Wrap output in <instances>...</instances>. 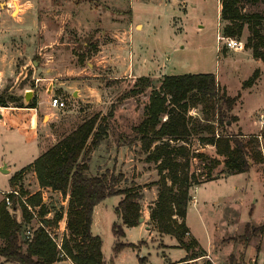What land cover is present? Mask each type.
<instances>
[{
  "label": "rangeland",
  "instance_id": "1",
  "mask_svg": "<svg viewBox=\"0 0 264 264\" xmlns=\"http://www.w3.org/2000/svg\"><path fill=\"white\" fill-rule=\"evenodd\" d=\"M165 1L168 5L155 6L161 12L153 17L155 20L142 23L131 20L133 0H37L34 8L39 22L24 32L19 27L23 23L19 16H24L27 10L21 13L17 0H0L1 93L10 101L17 96L16 91L25 86L45 92L49 81L38 85V77L54 78L56 84H63L57 86L55 95L65 100L66 107L52 110V130L56 139L97 114L99 122L107 126L108 131L91 153L89 173L123 172L126 178L120 186H129L132 181L141 184L147 192L144 202L153 197L152 187L157 189V186L145 185L158 180L159 174L155 163L145 161L146 154L141 143L135 141L133 128L145 118L152 91L160 88L166 75L214 73L221 89L226 88L228 95L235 96L240 91L243 93V81L257 68L251 59L227 48L224 40H218V35L224 36L223 28L228 23L221 15L219 19L221 0H160ZM240 5L243 14L264 12V0H242ZM148 8L147 4L139 3L137 13H146ZM124 27L130 29L127 35L123 33ZM249 34L246 26L242 37L235 39L246 43ZM142 76L150 78L144 92L127 95ZM72 81L80 82L84 98L72 95L71 90L65 91L63 82ZM261 103L246 97L242 107L239 106L245 127L249 125L250 110ZM202 108L201 104L195 107L198 114L193 118H205ZM111 111L113 115H110ZM227 116L237 115L232 110ZM40 121L42 125L49 123V115L42 113ZM215 133H239L237 121H229L227 126L216 124ZM207 135L209 132H202L187 139L190 152L198 155L193 159L192 171L199 178L209 170L215 158L224 159L216 153L214 145L202 141V137ZM53 139L51 137L46 147L55 142ZM262 148L264 153L263 145ZM250 157L253 158L252 155ZM132 158L134 160H130ZM250 163L248 172L210 180L192 189L187 224L193 234L188 237L189 240L197 238L201 244L192 247L189 253L202 257L214 242L218 257L212 259L216 264H233L231 256L234 255L238 261L243 253L244 264H264V163H256L252 159ZM223 169L224 165L220 164L212 174H219ZM13 176L7 166L0 168L2 200L13 189L18 190L22 197L23 192L31 194L40 189L50 210L47 218H54L58 211L63 214L67 211L69 194L65 196L58 190L42 188L34 171L28 170L15 179ZM203 180L206 179L203 177ZM23 198L26 199L27 195ZM120 199L114 195L100 203L104 222L95 227L94 233L103 241L104 260L109 264H140L139 257H143L144 264H153L164 259V254L175 257L176 252L164 245V242L175 240L170 235L162 236L149 228L143 237L137 229L120 236L113 230L114 223L121 224L116 214ZM16 201L15 215L24 221L19 200ZM145 204L142 203L143 216ZM248 223L251 228L246 232ZM144 224L153 225L150 220ZM37 225V219L24 221L21 239H27ZM58 227L59 224L50 230L61 247L68 230L62 234ZM247 235L251 239L245 245L244 237ZM120 242L134 245L117 253L115 246ZM60 258L62 260L56 264H70L63 261L70 259L67 255ZM204 260L192 264H203Z\"/></svg>",
  "mask_w": 264,
  "mask_h": 264
},
{
  "label": "trees",
  "instance_id": "2",
  "mask_svg": "<svg viewBox=\"0 0 264 264\" xmlns=\"http://www.w3.org/2000/svg\"><path fill=\"white\" fill-rule=\"evenodd\" d=\"M220 3L221 18L228 21L223 28L224 36L240 38L247 26L250 34L245 47L251 49L254 58L264 60V12L243 14L240 5L242 0H221ZM260 75V69H256L243 81V88L253 86ZM149 81L147 76L139 77L127 95L144 92ZM240 97V92L230 96L225 88L222 90L214 73L166 75L160 88L153 90L149 97L145 118L133 128L134 139L141 143V148L146 154L145 161L155 163L159 174L158 180L145 185L157 186L158 190L157 199L150 207L153 228L160 235L175 237L179 247L188 252L192 247L199 245L196 238L189 240L188 237L191 230L187 224V214L192 189L224 174L248 172L252 165L250 159L256 163H264L262 142L258 136L246 137L240 131L219 136L215 133V123L227 126L229 121L233 123L238 120L237 116L228 117L227 114L234 109ZM9 103L24 106V102L16 96L9 101L5 94L0 93V106H9ZM198 104L203 106L205 118H193L189 115L190 110ZM27 106L36 107V97ZM110 115H113L112 111ZM99 120L97 114L83 120L12 178L32 170L42 188L58 190L65 196L69 194L68 233L63 237L61 247L50 229L58 226L63 219V212L58 211L54 218H47L50 210L44 203L41 191L34 194L23 192V197L27 195L25 200L10 193V206L4 199L0 201V263L55 264L62 260L59 254L63 250L74 264H109L104 260L101 237L92 232L94 208L109 196H121L116 214L122 224H113V230H116L117 234L125 236L124 226L133 227L140 224V218L143 216L141 200L144 197V186L132 181L131 185L121 187L120 183L126 178L123 172L116 174L106 171L96 175L89 173L91 153L101 144L108 131V127L103 126ZM202 132H209V135L202 137V141L214 145L216 153L224 159L215 158L209 170L199 178L195 171H192L193 159L198 155L190 152L187 139L192 134ZM220 164L224 165V169L213 175L212 170ZM203 177L206 180H203ZM16 200H19L24 221L37 219L38 222L25 240L21 239L24 221L15 215ZM250 228L251 224L248 223L246 232H249ZM250 239L249 235L244 237L245 245ZM133 245L120 242L115 246V252ZM198 257L201 255L196 256L192 252L190 258L175 264H190L188 260ZM235 259L232 255L230 261L233 264H244V253L241 254L240 260ZM144 262V258L139 257V263ZM205 264L214 263L207 260Z\"/></svg>",
  "mask_w": 264,
  "mask_h": 264
},
{
  "label": "crops",
  "instance_id": "3",
  "mask_svg": "<svg viewBox=\"0 0 264 264\" xmlns=\"http://www.w3.org/2000/svg\"><path fill=\"white\" fill-rule=\"evenodd\" d=\"M17 1L19 2L21 13L24 9L27 10V12L24 13V16L23 14H20L19 16V18L23 21V23L19 27H21L20 29H23L24 32L25 31L27 32L29 28H32L34 26V23L37 25V23L39 22V15L35 12V8H34V6L36 7L37 0H17ZM142 2L144 4H147L149 8L147 9L146 13L144 12L137 13V9H136L137 4L142 3ZM7 3L8 2H6V4ZM160 4L168 5L166 1L160 2V0H133V4H132L133 13L131 15V20L142 22V23L144 21H150L153 19L155 20V18L153 17L159 16V14L161 13L155 8V6L158 5L159 7ZM219 12L221 13V3L219 4ZM220 13H219V19H220ZM123 30H125L123 33L127 35V32L130 29H128V27H124ZM237 53H239L240 55L242 54V56H245L248 59H251L252 63H254V65L257 67L256 69H260L261 71L260 77L258 78V80L253 86L248 87V88H243V93L240 91L241 97L238 99L237 104L235 105L233 109V111L238 117L237 127L239 131L243 133L244 136L246 137H249L252 135L258 136L264 147V60L260 58L259 59L254 58L251 49H247L246 47L243 50H237ZM55 80L56 79L54 78H43V77L37 78L38 85H39V82L49 81L46 84L47 89L45 92L37 91L36 89L32 87H28V86L19 88L16 91L17 93L16 97L19 98L22 102H24V106H18V104L16 103H9V106H0V160H1L0 168L3 166H7L9 168L11 177L15 175L17 172H20L21 170L26 169V167L32 164L43 152H45L49 148V147H46L47 146L46 144L48 143V141H50L51 137L54 138L53 140L55 142H57L58 140L56 139L55 133L52 130V126L54 123L52 120L53 119L52 110L55 108L51 107L50 98L53 94H55V91L57 90V86L61 87L59 85H63V84H56ZM63 83H65L66 85L64 87L65 91L71 90L72 95H79L80 98H84L83 92L80 89L81 87H80L79 81H72L69 83L63 82ZM2 91L3 90H0V93ZM28 91H33L31 100L34 97H36L37 99L36 107L27 106V104L31 101V100L29 102L26 101V94ZM246 97H252V99H254L255 101H259L262 103L259 106L255 107L254 109L250 110L251 112L248 115L249 125L245 127V120L243 119V116L241 115L239 106L242 107ZM42 113H45V114L47 113L49 115L50 117L49 123H44V125H42L40 121V115ZM130 160H134V159L132 158ZM228 175H232V174H224L221 177H226ZM198 186H196V188ZM152 188H153V197L148 198L149 201L147 202L145 199V202H144V198H147V194H146L147 192L145 190L144 197L141 200L142 203L144 204L146 203L145 211L143 210L145 214V216H143L144 223L150 220V207L153 205V202L157 199L158 191L156 188L154 187ZM39 190L40 189H37L36 192ZM34 193H31V194H34ZM150 195L151 193H149V196ZM193 199L195 200V198ZM1 200L2 199L0 198V201ZM100 203H98L95 206L94 212H93L92 232L94 235H97L94 233L95 227H98L101 223L104 222V215L102 213V209H100ZM191 203H192V200L189 202L188 211H189V206H191ZM195 203L196 202L194 201L193 204ZM143 209H144V206H143ZM119 220L121 221L120 218ZM144 223L139 224L137 226H133V227L124 226L126 235L128 232H131L133 229H137L140 232L142 237L144 236L145 233L149 232L150 230L157 231L156 229L153 228V225H147V224L145 225ZM121 224H122V221H121ZM66 226H67V211L64 213L63 219L59 223L58 230L61 231L62 234H65L67 230ZM191 233H192V230H191ZM164 235H167V234H163L162 236ZM173 239L175 240H171L170 243L165 244L164 242V245H166L167 248L169 247L170 251L171 250L175 251L176 256L172 258L168 256L167 254H164L165 256L164 259H162L161 261H158L157 263H153V264H175V263L183 261L184 259L190 258V253L186 249L177 248V246H179V243L175 237ZM199 244L201 243L199 242ZM206 251L207 253L204 256L198 257L196 259H190L188 260V263L192 264L197 261H201L206 258H209L212 260V262L216 264V262L212 259V257L214 258L218 257L215 252V243L211 242L210 248L206 249ZM63 261H67L70 264H73L71 259H68V260L65 259ZM205 261L207 260H204L203 264Z\"/></svg>",
  "mask_w": 264,
  "mask_h": 264
},
{
  "label": "built area",
  "instance_id": "4",
  "mask_svg": "<svg viewBox=\"0 0 264 264\" xmlns=\"http://www.w3.org/2000/svg\"><path fill=\"white\" fill-rule=\"evenodd\" d=\"M218 40L219 41L224 40L225 41L224 42V45L227 48L232 49V50H235V51H237V50H243L245 48V42L243 40L235 39V38H232V37H226V36H223V35L221 36V34L218 35ZM50 105H51V107H53L55 109H63V108L66 107V102H65V100H63L58 95L53 94L51 96V98H50ZM189 113L192 116H196L198 114V113L196 114L195 108H193L192 110H190ZM215 124H217V123H215ZM216 135L219 136V133H217ZM3 193L5 194V193H8V192H4L3 191ZM10 193H14L15 195H18L22 200H25L21 196V194H20V192L18 190L13 189V190L9 191L8 195L5 198V201L7 202V204H11V199L9 197V194ZM59 255L62 256V257L63 256H66L65 252L62 251V250H61V252H60Z\"/></svg>",
  "mask_w": 264,
  "mask_h": 264
},
{
  "label": "water",
  "instance_id": "5",
  "mask_svg": "<svg viewBox=\"0 0 264 264\" xmlns=\"http://www.w3.org/2000/svg\"><path fill=\"white\" fill-rule=\"evenodd\" d=\"M32 94H33V91H28L27 92V94H26V101H30L31 100V96H32ZM4 171H7V170H4ZM144 221V217L142 216L141 218H140V223L141 222H143Z\"/></svg>",
  "mask_w": 264,
  "mask_h": 264
},
{
  "label": "bare ground",
  "instance_id": "6",
  "mask_svg": "<svg viewBox=\"0 0 264 264\" xmlns=\"http://www.w3.org/2000/svg\"><path fill=\"white\" fill-rule=\"evenodd\" d=\"M17 7L19 8V6L17 5ZM16 13H17V11H16Z\"/></svg>",
  "mask_w": 264,
  "mask_h": 264
}]
</instances>
